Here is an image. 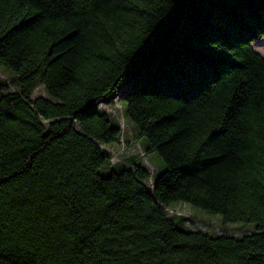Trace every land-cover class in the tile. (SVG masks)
Instances as JSON below:
<instances>
[{
    "label": "trees",
    "instance_id": "16d2710c",
    "mask_svg": "<svg viewBox=\"0 0 264 264\" xmlns=\"http://www.w3.org/2000/svg\"><path fill=\"white\" fill-rule=\"evenodd\" d=\"M262 38L264 0H0V264H264ZM118 94L150 186L110 166ZM172 203L252 231L176 227Z\"/></svg>",
    "mask_w": 264,
    "mask_h": 264
},
{
    "label": "rangeland",
    "instance_id": "374dc122",
    "mask_svg": "<svg viewBox=\"0 0 264 264\" xmlns=\"http://www.w3.org/2000/svg\"><path fill=\"white\" fill-rule=\"evenodd\" d=\"M253 50L264 58V38L253 42ZM13 75L6 70L0 69V84H9ZM118 95L112 99V104L102 103L99 109L104 111L111 122L117 123L124 133V138L119 148L107 150L111 155L110 166L124 165L129 163H140L150 172V178L147 182L150 186L158 177L159 172L164 170V164L155 153H146L148 144L144 138L138 137V134L126 125L121 108V102L118 101ZM34 97H45L41 89L34 93ZM107 170H104V173ZM103 174V173H102ZM167 215L171 218L176 227H179V218L184 219V224L191 230L202 231L215 235L241 236L252 231V227L243 223H224L219 215L206 213L184 203H172L170 208H166Z\"/></svg>",
    "mask_w": 264,
    "mask_h": 264
}]
</instances>
